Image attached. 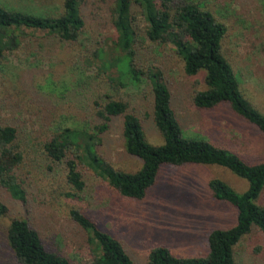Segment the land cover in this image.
Returning <instances> with one entry per match:
<instances>
[{
	"label": "rangeland",
	"instance_id": "374dc122",
	"mask_svg": "<svg viewBox=\"0 0 264 264\" xmlns=\"http://www.w3.org/2000/svg\"><path fill=\"white\" fill-rule=\"evenodd\" d=\"M197 1L224 25L222 55L244 98L264 115V0ZM0 4L41 16H56L61 11V0H0ZM112 4L113 0L80 3L82 36L90 49L104 50L102 58L91 57L80 46L38 47L35 37L39 32L32 31V36L22 39L19 47L0 63V115L17 121L20 146L31 157L25 170L29 178V221L46 245L61 250L76 263L87 260V250L95 255L101 253L93 244L84 243L83 230L69 218L72 208L91 216L119 240L133 264H145L155 244L164 245L173 255L191 256L205 249L210 229L224 228L234 221L233 210L209 197L206 180L218 178L239 193L246 189V180L216 165H160L145 197L130 201L121 199L87 173L85 192L72 200L65 195L68 188L62 171L41 148L43 140L58 127L91 130L95 108L86 91L113 96L112 83L106 78H116L118 74L123 84L121 94L129 97L136 113L145 114L141 119L145 141L151 145L162 142L150 116V97L144 81L135 85L120 75L117 66L103 67L104 61H114L113 57L118 56L113 46L116 22ZM142 45L152 51V65L161 68L168 79L183 136L209 140L246 163L264 161V135L236 116L227 103L206 110H197L190 103L192 79H198V88H204L202 72L186 76L179 62L170 56L167 45ZM103 68L107 71L97 77L96 69ZM81 84L83 91L78 87ZM120 122V118L110 122L100 150L114 168L134 171L140 163L124 151ZM256 203L264 206V186ZM17 210L15 205L10 213L0 216V264H14L5 230ZM255 244L252 234L242 237L233 247L235 262L264 264V249L254 252Z\"/></svg>",
	"mask_w": 264,
	"mask_h": 264
},
{
	"label": "trees",
	"instance_id": "16d2710c",
	"mask_svg": "<svg viewBox=\"0 0 264 264\" xmlns=\"http://www.w3.org/2000/svg\"><path fill=\"white\" fill-rule=\"evenodd\" d=\"M80 3L81 0H61V11L56 16L25 13L0 4V63L32 31L39 32L35 37L38 47L80 46L91 57L102 58L104 50L90 49L82 36ZM112 9L116 22L113 46L118 56L113 57L114 61H104L103 67L117 66L120 75L135 85L144 81L150 97V116L162 142L151 145L145 141L141 128L145 114L136 113L129 97L121 94L119 74L116 78L108 76L113 96L86 91L95 108L91 130L58 127L41 143L44 155L63 173L68 188L65 195L79 199L86 189L85 175L90 173L121 199L141 200L155 183L160 165L220 166L247 182L246 189L239 193L218 178L206 180L209 197L234 211L233 223L210 229L205 249L191 256L173 255L164 245L155 244L148 251L145 264H237L233 247L250 234L256 243L253 251L264 249V206L256 203L264 186V161L246 163L209 140L183 136L168 79L161 68L152 65V51L142 45H167L170 56L179 62L186 76L202 72L204 88H198L200 81L193 78L188 95L195 109L227 103L236 116L264 135V115L244 98L222 55L224 25L197 0H113ZM104 68L96 69L97 77L107 71ZM78 87L85 90L83 84ZM113 118L121 119L119 131L124 151L140 163L134 171L114 168L100 150ZM18 128L13 117L0 115V216L10 213L16 205V215L5 230L14 264H133L122 243L77 208L69 210V218L83 230L86 246L93 244L101 254L87 250V260L76 263L61 250L46 245L29 221V178L25 170L31 157L20 146Z\"/></svg>",
	"mask_w": 264,
	"mask_h": 264
}]
</instances>
